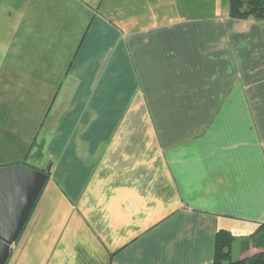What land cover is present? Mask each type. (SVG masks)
<instances>
[{
  "label": "crops",
  "instance_id": "crops-1",
  "mask_svg": "<svg viewBox=\"0 0 264 264\" xmlns=\"http://www.w3.org/2000/svg\"><path fill=\"white\" fill-rule=\"evenodd\" d=\"M105 1L35 0L27 16L77 29L60 48L28 29L63 116L48 163L30 164L50 176L7 264H214L220 228L234 258L257 252L264 19L232 17L229 0H175L189 5L177 20L137 27L116 5L154 0ZM29 227L34 250L13 263Z\"/></svg>",
  "mask_w": 264,
  "mask_h": 264
},
{
  "label": "rangeland",
  "instance_id": "rangeland-1",
  "mask_svg": "<svg viewBox=\"0 0 264 264\" xmlns=\"http://www.w3.org/2000/svg\"><path fill=\"white\" fill-rule=\"evenodd\" d=\"M34 1L0 0V146H4L0 147V156L5 162L18 160L33 166H44L49 161L48 145L56 135L57 123L63 116L55 95L61 83H49L50 74L37 69L35 63L39 61V56L33 50L38 49L39 45L33 41V33L28 34V29L36 25L37 37L46 35L43 43H55L54 48H60L63 43L69 42L68 36L77 29V24L76 21L73 22L67 31L61 27L60 19L55 22L39 19L29 22L32 15L27 16L31 13L29 11ZM111 1L106 0L104 5H110ZM187 6L189 5L175 3V0L168 3L163 0L138 4L122 2L116 5L127 15L137 14V20L132 22L137 27L161 24L174 20L175 17L177 20L181 14L186 13L184 8ZM217 11L220 12L221 7ZM75 12L79 13L76 7ZM115 21L122 24L120 18ZM47 27L49 32L44 33L43 30ZM18 59L22 67H18V62L15 64ZM39 71L43 73L38 75ZM45 76H48L47 81L43 79ZM49 193L50 191L45 194L47 200L50 198ZM35 237L34 228L29 227L21 248L16 249V260L13 263L20 261L18 255L22 258L24 253L34 250ZM256 246L255 244V248ZM258 248V251L261 250Z\"/></svg>",
  "mask_w": 264,
  "mask_h": 264
},
{
  "label": "water",
  "instance_id": "water-1",
  "mask_svg": "<svg viewBox=\"0 0 264 264\" xmlns=\"http://www.w3.org/2000/svg\"><path fill=\"white\" fill-rule=\"evenodd\" d=\"M50 176L26 163L0 167V264H7Z\"/></svg>",
  "mask_w": 264,
  "mask_h": 264
},
{
  "label": "trees",
  "instance_id": "trees-1",
  "mask_svg": "<svg viewBox=\"0 0 264 264\" xmlns=\"http://www.w3.org/2000/svg\"><path fill=\"white\" fill-rule=\"evenodd\" d=\"M229 12L235 18L264 19V0H229ZM235 238L230 230H218L214 264H264V223H260L249 237L261 250L246 257L234 258L232 245Z\"/></svg>",
  "mask_w": 264,
  "mask_h": 264
}]
</instances>
